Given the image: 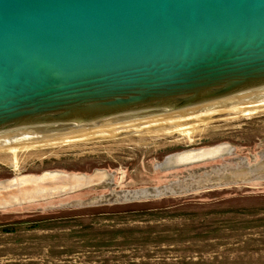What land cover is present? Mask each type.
<instances>
[{
    "label": "water",
    "instance_id": "obj_1",
    "mask_svg": "<svg viewBox=\"0 0 264 264\" xmlns=\"http://www.w3.org/2000/svg\"><path fill=\"white\" fill-rule=\"evenodd\" d=\"M263 172L264 0H0L2 208Z\"/></svg>",
    "mask_w": 264,
    "mask_h": 264
},
{
    "label": "rangeland",
    "instance_id": "obj_2",
    "mask_svg": "<svg viewBox=\"0 0 264 264\" xmlns=\"http://www.w3.org/2000/svg\"><path fill=\"white\" fill-rule=\"evenodd\" d=\"M1 209L0 264H264V172L95 184Z\"/></svg>",
    "mask_w": 264,
    "mask_h": 264
},
{
    "label": "bare ground",
    "instance_id": "obj_3",
    "mask_svg": "<svg viewBox=\"0 0 264 264\" xmlns=\"http://www.w3.org/2000/svg\"><path fill=\"white\" fill-rule=\"evenodd\" d=\"M65 188H68V187H65ZM59 190V188H56L54 189L53 187L49 186V187H43V192L46 194V195H53L54 192H57ZM34 192L33 190H25L22 192V194L25 196H30L32 195ZM2 197H5L6 200H3L5 203H0V208L2 207H8L10 204H12L13 202H18V199L17 197H19L18 194H14V193H9L8 195H3ZM4 209V208H3Z\"/></svg>",
    "mask_w": 264,
    "mask_h": 264
}]
</instances>
